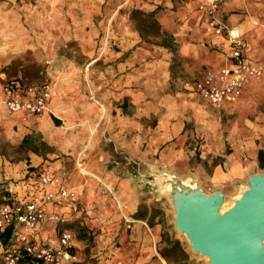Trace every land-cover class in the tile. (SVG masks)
Here are the masks:
<instances>
[{
	"label": "crops",
	"instance_id": "obj_1",
	"mask_svg": "<svg viewBox=\"0 0 264 264\" xmlns=\"http://www.w3.org/2000/svg\"><path fill=\"white\" fill-rule=\"evenodd\" d=\"M18 1L0 0V61L3 63L5 60L9 64L11 60L19 58L24 53H33L41 62H51L49 67L52 70L49 72L54 80L52 105L60 119H53L46 114L31 116L28 117V121H24L22 114L13 116L5 110H0V202L13 186V197L20 199L32 197L34 185L39 180L35 171L40 170V174L57 178L62 186L80 191V210L77 213L68 211L66 223L62 228L73 222L81 224L85 222L100 229L97 247L92 251L95 264H163L155 253L158 241L151 227L146 220L135 218L141 205L140 192L132 187L130 179L118 183L119 177L116 173L106 170L97 161L87 160L88 151L93 153L100 149L101 139L98 136L105 131L98 130L100 109L89 100L87 92L91 91L90 93L97 99H103L108 111L111 109L109 106L111 96L105 92L100 93L94 77H88V82L86 81L88 90L79 69L81 60L61 55L62 47H66L67 42L78 40L82 48L79 51L80 56L84 54L87 57H95L94 48L89 45L93 46V37L97 32L92 30L91 38L85 39L80 27L84 20L82 12L88 16L92 15L85 11L83 6L94 4V9L96 8L98 12L101 0H36L42 5L36 14L31 12L21 14L15 10ZM202 1L108 0L113 8L110 11L111 16H114L117 5L153 14V19L161 28L164 39L156 43L154 54L148 53L149 59L144 49L138 52L137 59L132 56L123 58L121 64L117 65L121 74L116 77L115 72L111 73L116 78L107 83L113 85V93H118L119 89V93L122 90L124 95L131 96L134 76L131 70L139 65L140 69L136 70L135 74L140 77L139 86L143 90L136 96L140 101L149 99L156 101L151 102L150 107L143 108L146 118L152 114L158 116L153 136L155 146L164 140H175V147L182 148L179 153L176 152L183 157L186 155L183 141L187 138L189 125L194 123L197 117L201 115L209 117L212 109L218 113L229 114L234 111L241 116L251 114L255 117L237 125L232 131L236 132V135H231L229 139L224 140L220 134L217 136L214 150H218V156L226 159L223 165L220 164L216 168L215 179L222 185L215 192L221 191L225 194L223 188L235 175H241L240 181L244 182L247 177L259 173V152L263 148L258 141L264 140V78L251 80L236 103L218 106L211 105L183 87V79L200 78L209 71H218L228 66L231 62L227 38L215 34L200 17L198 6ZM69 4L70 9L67 8ZM222 14L231 24L240 27L249 47L250 58L255 62L261 61L264 58V0H222ZM69 16H72L73 22L79 26L73 31L69 30L72 28H69ZM131 47L130 44L128 48ZM97 63L92 62L91 66L96 67ZM174 63V95L167 96L158 90L152 93L144 90V87L148 86L147 79L154 78L159 87L165 86L168 80L172 79L171 67ZM8 68V65L4 67L8 79H18L23 86L40 84H27L22 76H12ZM178 72L180 73L177 74ZM142 122L135 126L140 131L141 143L146 140L143 136L145 126ZM130 124L124 121V136L127 132L131 133ZM231 128L227 126V129ZM123 142L125 147H130L126 144L129 143L126 138ZM87 145L91 150L87 149ZM4 146L18 147L25 151L26 157L11 162L3 154ZM41 148L44 151H41ZM226 150H229V155H223ZM142 156L146 157L141 154ZM71 161H75L77 166L72 172L67 170ZM226 165L229 166L228 175H225L223 170V166ZM78 169H81L80 173ZM82 169L106 181L116 194L117 202L105 199L103 197L105 189L101 182L84 174ZM118 185L120 187L117 190ZM55 186L52 185L50 188ZM46 209L49 212H63L62 209L51 206ZM97 217L100 218V222L97 221ZM129 219L134 222L128 223ZM145 225L150 230V235ZM59 227L57 223L47 222L40 230L39 241L43 245L55 243ZM74 248L80 249L75 240ZM74 254L76 260L73 264L82 263L78 252L74 251Z\"/></svg>",
	"mask_w": 264,
	"mask_h": 264
},
{
	"label": "rangeland",
	"instance_id": "obj_2",
	"mask_svg": "<svg viewBox=\"0 0 264 264\" xmlns=\"http://www.w3.org/2000/svg\"><path fill=\"white\" fill-rule=\"evenodd\" d=\"M41 6L36 0L31 2L19 0L15 5V10L21 12V14H27V12L36 14L40 11ZM94 6V4L83 6V9L92 13V15L88 16L87 13L82 12V19L84 20H82V27L80 28L84 32L83 36L85 39L91 38L92 30L97 32L96 36H92L94 38L93 46L89 45V47L94 48L95 57H87L84 54L81 57L79 51L82 48L78 40L67 42V46H63L61 50V55H66L70 59L81 60V62L79 61V69L85 82H88V77H94L100 93L105 92L106 95L110 94L111 96L109 105L111 109L108 111L103 99H97L93 93H90L91 91L87 92L89 100L97 104L100 109L101 117L98 130L104 131L105 129L98 136L101 139L99 143L100 149L93 153L88 151L87 160L97 161L106 170L116 173L119 177L118 183L131 180L132 187L136 188L141 195V205L135 218L147 221L153 235L155 234L157 237L158 252L165 248L172 252L170 260L165 261L167 264L183 263L179 262L184 259L180 250L176 248L174 250L176 243H179L183 251L188 255L187 264H209L201 255L192 251L187 237L176 230L173 202L169 197L161 194L158 185L154 183L162 172L168 171L182 178L189 177L194 179L206 194L214 193L222 185L215 179L216 168L220 164L223 165V161L226 159L218 156V150H214L217 144V136L220 134L224 140H227L231 135H236V132L232 131L236 129L237 125L245 123L246 120L255 119V117L251 116V114L241 116L240 113L234 111L229 114L218 113L212 109L209 117L201 115L196 118L194 123L189 125L187 138L183 141L186 153L184 157L178 154L182 148L181 146H179V149L175 147V140H164L155 146L153 136L158 116L152 114V116L146 118L143 112L146 106L150 107V103L156 101L150 99L140 101L137 98V93L143 90L139 86L140 77L135 74L136 70L139 71L140 66L136 65L131 70L134 73L131 96L124 95L122 90L119 93V89H117L118 93H113V85H108L107 82L121 74L118 72L117 65L121 64L123 58L132 56L137 59L138 52L144 49L149 59L150 55L148 53L154 54V46H156L157 42L164 39L161 28L152 17L144 15L141 10L126 9L124 5H117L114 16H111L110 11L113 8L108 0H101L98 12L96 8L94 9ZM67 8L70 9V4ZM69 18V28L72 27L69 30L73 31L79 26L73 22L72 16H69ZM130 44L132 45L131 49L128 48ZM35 56L33 53H24L19 58L11 60L9 64L4 60L2 65L4 67L8 65L9 73L14 77L22 76L27 84L52 83L54 80L49 72V70H52L49 67L51 62H41ZM95 61L98 63L95 65L96 67H92L91 63ZM113 72L116 73V77L112 76ZM171 72V75H173L171 76L172 79H169L165 86L159 87L154 78L151 80L147 79L148 86H145L144 90L147 89L151 93L158 90L167 96L169 94L174 95L175 63L171 67ZM85 86L89 90L88 84ZM51 117L57 120L60 119L58 114ZM124 121L131 123V133L127 132L125 136L123 132ZM141 121H143L142 123L145 126L143 136L146 139L142 143L139 137L140 131L135 127ZM227 126L232 128L227 129ZM124 138L129 142L126 144L130 147L124 146ZM258 142H261L264 150V140L259 139ZM87 147L89 150L90 146L87 145ZM2 151L11 162L19 161L26 157L25 151L18 147L4 146ZM41 151H44V149L41 148ZM141 154L146 157H141ZM224 154L229 155V150H226ZM76 168L75 161L68 163L67 170L70 172L73 169L76 170ZM228 169V165L223 166L225 175L229 174ZM79 170L81 169L77 170L80 173ZM258 172L264 173V168H260ZM240 179L241 175H235L230 180L231 182H227V186L223 188L228 206L238 198L240 187L246 182L248 183L249 177L244 182L240 181ZM101 186L105 189L103 197L117 202L115 195L103 183H101ZM119 187L118 185L116 189L118 190ZM97 221L100 222V218L97 217ZM144 227L145 229L147 228L146 230L150 235L148 227L146 225ZM65 228H69L75 234V243L79 245L80 249L76 248L73 251L78 252L79 259L82 261L80 264H95V259L92 258V251L97 247V236L100 234V229L97 226L87 225L85 222L83 224L75 222L66 224Z\"/></svg>",
	"mask_w": 264,
	"mask_h": 264
},
{
	"label": "built area",
	"instance_id": "obj_3",
	"mask_svg": "<svg viewBox=\"0 0 264 264\" xmlns=\"http://www.w3.org/2000/svg\"><path fill=\"white\" fill-rule=\"evenodd\" d=\"M198 11L203 23L217 35L227 38L230 64L218 71H209L196 79H183V87L199 95L213 106L234 104L243 95L251 80L264 78V58L253 61L248 44L239 26L231 24L222 14V0H203ZM53 84L45 82L23 86L18 79H8L0 61V110L10 115L28 117L56 116L53 105ZM27 199L13 197L14 186L7 191L0 204V264H73L75 236L61 226L66 223L68 211L79 212L80 191L62 186L57 178L41 174ZM56 185L55 188H50ZM62 209L49 212L47 207ZM47 222L60 225L57 241L43 245L39 241L40 230ZM128 223L134 221L129 219ZM10 233V234H9ZM158 259L166 264L156 247Z\"/></svg>",
	"mask_w": 264,
	"mask_h": 264
},
{
	"label": "water",
	"instance_id": "obj_4",
	"mask_svg": "<svg viewBox=\"0 0 264 264\" xmlns=\"http://www.w3.org/2000/svg\"><path fill=\"white\" fill-rule=\"evenodd\" d=\"M175 228L194 253L209 264H264V173L248 179L247 188L225 212L226 195L176 187Z\"/></svg>",
	"mask_w": 264,
	"mask_h": 264
},
{
	"label": "bare ground",
	"instance_id": "obj_5",
	"mask_svg": "<svg viewBox=\"0 0 264 264\" xmlns=\"http://www.w3.org/2000/svg\"><path fill=\"white\" fill-rule=\"evenodd\" d=\"M92 133L94 134V132ZM82 172L86 175H90L96 178L98 181L103 183L116 196V194L113 192V189L108 185L106 181H104L97 175H94L86 171L85 169H82ZM154 184L158 185V189L161 192V194L169 197L171 200H173V191L176 189V187L187 189L189 191H194L199 186L198 183L192 178H189V177L182 178L181 176L174 174L173 172H168V171L162 172V174L156 179ZM247 185L248 183L246 182L244 185H242V187H240V192H239L240 194L238 197H240L243 190L247 188ZM231 205L228 206L226 203L224 207L222 208V211L223 212L227 211L231 207ZM120 207L122 208L121 203H120ZM203 258L209 262L208 257H203Z\"/></svg>",
	"mask_w": 264,
	"mask_h": 264
},
{
	"label": "trees",
	"instance_id": "obj_6",
	"mask_svg": "<svg viewBox=\"0 0 264 264\" xmlns=\"http://www.w3.org/2000/svg\"><path fill=\"white\" fill-rule=\"evenodd\" d=\"M144 15H146V16H149V17H152V18H154V15L153 14H145V13H143ZM156 22V21H155ZM157 23V22H156ZM259 165H260V168H264V150L262 149V150H260V152H259ZM35 170H31V172H34ZM36 173H37V175H36V178H38L41 174V172L39 171V170H36L35 171ZM5 195H9L8 193H6ZM2 203V199H1V202H0V204ZM66 230H69V228H65ZM10 234V233H9ZM175 248L176 249H179L180 250V252H181V254H182V256H183V258L184 259H182V260H180L179 262H183L182 264H187L186 262H187V259H188V255L183 251V249H182V247L180 246V244L179 243H176V247H174V250H175ZM159 255H160V257L163 259V260H165L166 262L168 261V260H170V258H171V255H172V252H170L168 249H162V250H160L159 252Z\"/></svg>",
	"mask_w": 264,
	"mask_h": 264
}]
</instances>
